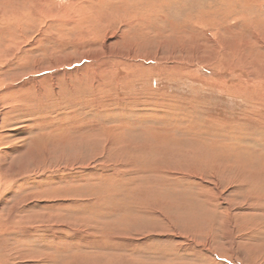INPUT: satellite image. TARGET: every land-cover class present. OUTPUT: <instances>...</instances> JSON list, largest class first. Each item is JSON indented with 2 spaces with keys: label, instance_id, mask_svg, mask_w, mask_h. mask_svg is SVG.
I'll return each mask as SVG.
<instances>
[{
  "label": "rangeland",
  "instance_id": "1",
  "mask_svg": "<svg viewBox=\"0 0 264 264\" xmlns=\"http://www.w3.org/2000/svg\"><path fill=\"white\" fill-rule=\"evenodd\" d=\"M24 4L0 0V264H264V0Z\"/></svg>",
  "mask_w": 264,
  "mask_h": 264
},
{
  "label": "bare ground",
  "instance_id": "2",
  "mask_svg": "<svg viewBox=\"0 0 264 264\" xmlns=\"http://www.w3.org/2000/svg\"><path fill=\"white\" fill-rule=\"evenodd\" d=\"M47 2H49V0H25V4H24V7H27L28 5H29V9L27 8V15L26 16H28V18L29 19H33V22H36V23H38L39 21H41L42 19H48V12H49V10H51V12L53 11V12H57V7H55V8H53V9H49V7L47 6ZM30 10V11H29ZM55 14V13H54ZM53 14V15H54ZM35 15H38V17H39V21H38V18L37 17H35ZM40 18H41V20H40ZM55 24H58V22H55ZM41 35H42V37L44 36V37H49L45 32H41ZM55 38V37H54ZM46 40H47V38H45ZM17 46H21V45H16L15 46V48L17 47ZM18 50V49H17ZM17 50H15V52L13 53L14 54V56H15V58L14 59H17V56L19 55V53H20V51H17ZM124 59V58H123ZM57 63H56V65H55V67H57ZM47 69H49V68H46V69H43V70H47ZM58 69V68H57ZM43 70H41V72L43 71ZM56 73L57 74H55V79H56V82H58L59 81V78H60V73H59V71L57 72L56 71ZM42 78H43V80H41V82L42 81H45V82H47V81H49L48 80V77L46 78V76L45 75H43L42 76ZM40 82V83H41ZM27 83H30L29 81L27 82ZM38 87H40V86H38ZM37 88V87H36ZM229 93V92H228ZM187 131H189V130H187ZM191 132V131H190ZM199 133V132H198ZM197 133V134H198ZM194 137H196L195 135H194ZM199 137V136H198ZM229 141H233V140H235V138H233L232 137V140H231V136H230V139H228ZM200 142V144L199 145H201V147L199 146V148H201L202 150H204L205 152H207V153H212L213 155H214V157L215 158H212L211 157V159L212 160H215V159H217V157H218V155H219V157H220V154H223V148H226V147H228L227 145H224V143L221 141V140H218L217 142H219L220 144H218L217 142H209V139H205V141H199ZM205 142V143H204ZM229 148V147H228ZM232 149V148H231ZM203 154V153H202ZM211 154V155H212ZM206 155V154H205ZM210 156V155H209ZM205 158V157H204ZM210 158V157H209ZM210 159V160H211ZM208 160V159H207ZM208 167V166H207ZM215 169V168H214ZM203 170H205V169H203ZM217 171V170H216ZM191 175H193V174H191ZM166 177H169V176H166ZM201 178H202V176H201ZM216 178V177H215ZM169 180L171 181V179L169 178ZM219 180V179H218ZM169 181V182H170ZM177 181V180H176ZM215 181V180H214ZM166 182V181H165ZM204 183V182H203ZM165 185H168L167 183H165ZM171 185H172V183H171ZM171 187V186H170ZM218 190V189H217ZM208 199V198H207ZM221 199V198H220ZM211 200V199H210ZM219 201V200H218ZM210 204V203H209ZM213 210V209H212Z\"/></svg>",
  "mask_w": 264,
  "mask_h": 264
}]
</instances>
